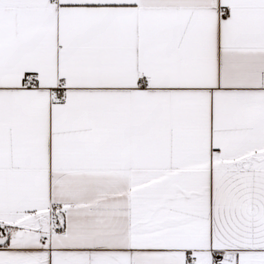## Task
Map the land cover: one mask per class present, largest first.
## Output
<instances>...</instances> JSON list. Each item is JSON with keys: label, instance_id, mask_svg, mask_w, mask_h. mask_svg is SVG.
I'll return each instance as SVG.
<instances>
[{"label": "snow or ice", "instance_id": "obj_1", "mask_svg": "<svg viewBox=\"0 0 264 264\" xmlns=\"http://www.w3.org/2000/svg\"><path fill=\"white\" fill-rule=\"evenodd\" d=\"M0 264H264V0H0Z\"/></svg>", "mask_w": 264, "mask_h": 264}]
</instances>
